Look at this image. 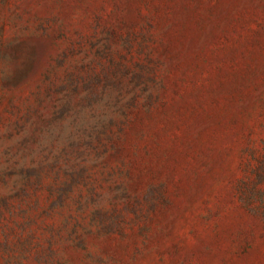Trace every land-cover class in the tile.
Segmentation results:
<instances>
[{
    "label": "rangeland",
    "instance_id": "1",
    "mask_svg": "<svg viewBox=\"0 0 264 264\" xmlns=\"http://www.w3.org/2000/svg\"><path fill=\"white\" fill-rule=\"evenodd\" d=\"M0 264H264V0H0Z\"/></svg>",
    "mask_w": 264,
    "mask_h": 264
}]
</instances>
